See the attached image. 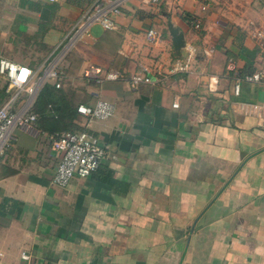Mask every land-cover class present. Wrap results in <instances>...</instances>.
<instances>
[{
    "label": "crops",
    "instance_id": "0c3cea01",
    "mask_svg": "<svg viewBox=\"0 0 264 264\" xmlns=\"http://www.w3.org/2000/svg\"><path fill=\"white\" fill-rule=\"evenodd\" d=\"M91 1L0 0V56L62 73L0 156V264H26L21 251L29 264H264V86L242 78L264 68L251 35L264 0H125L113 28L65 47ZM167 19L193 49L186 70L171 71ZM89 66L124 77L97 82ZM136 69L153 79L130 87ZM98 97L114 106L88 123L98 168L52 184V134Z\"/></svg>",
    "mask_w": 264,
    "mask_h": 264
},
{
    "label": "built area",
    "instance_id": "2783aa9c",
    "mask_svg": "<svg viewBox=\"0 0 264 264\" xmlns=\"http://www.w3.org/2000/svg\"><path fill=\"white\" fill-rule=\"evenodd\" d=\"M125 0H92L79 15L64 36L65 47L73 40L88 33L90 25L97 24L101 28L109 29L115 26L114 17L120 12V6ZM159 0H140L143 4H153ZM251 35L255 38L258 48L264 52V30L254 28ZM145 37L150 42L158 40L159 34L154 27L147 28ZM185 57L178 58L171 66V71H181L188 68V61L192 57V47L189 46ZM66 49V48H65ZM87 71L98 73V69L89 66ZM0 76L4 80L6 98L0 103V156L4 154L12 140L15 139L13 129L28 126L36 118L33 103L37 93L45 83L59 86L62 73L55 59H48L40 68H32L25 64L14 62L0 56ZM123 73L108 69L97 74L95 80L122 79ZM127 82L135 87L141 82H150L153 78L141 69L128 74ZM243 79L259 81L264 86V68L244 74ZM238 82L233 83V92L237 93ZM172 106H176L174 101ZM113 103L98 97L93 103H77L75 111L83 116V122L73 130L55 131L51 136V146L59 152L55 164L51 183L57 186L67 184L72 175L87 176L94 172L105 153V146L98 143L97 136L88 128L92 119H102L113 113ZM264 125V122H263ZM20 257L30 263L27 252L21 251Z\"/></svg>",
    "mask_w": 264,
    "mask_h": 264
},
{
    "label": "water",
    "instance_id": "95a60500",
    "mask_svg": "<svg viewBox=\"0 0 264 264\" xmlns=\"http://www.w3.org/2000/svg\"><path fill=\"white\" fill-rule=\"evenodd\" d=\"M166 29L168 34L170 35V41L173 47V50L176 55L185 57L187 51L184 49V40H183V33L178 29L177 26L173 25L169 19L166 20ZM253 52V49L246 50L245 52Z\"/></svg>",
    "mask_w": 264,
    "mask_h": 264
},
{
    "label": "trees",
    "instance_id": "16d2710c",
    "mask_svg": "<svg viewBox=\"0 0 264 264\" xmlns=\"http://www.w3.org/2000/svg\"><path fill=\"white\" fill-rule=\"evenodd\" d=\"M88 1V0H87ZM48 84H46L45 86L43 85L42 87H41V89L39 90V92L37 93V96H36V98H35V100H34V103H33V106H34V104H36V103H38V102H40V100L42 101V99L44 98V96L47 94V89H48ZM48 102V101H47ZM48 105H49V103H48ZM34 110V109H33ZM78 127V125H76V124H74L73 126H69L68 128H63L64 130H73V129H76ZM63 129H61V130H63ZM61 130H58V131H61Z\"/></svg>",
    "mask_w": 264,
    "mask_h": 264
}]
</instances>
